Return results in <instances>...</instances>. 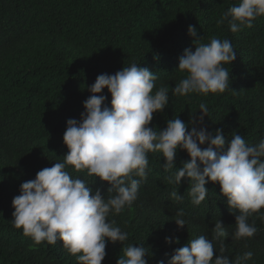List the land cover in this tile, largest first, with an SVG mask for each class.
<instances>
[{
	"label": "trees",
	"instance_id": "1",
	"mask_svg": "<svg viewBox=\"0 0 264 264\" xmlns=\"http://www.w3.org/2000/svg\"><path fill=\"white\" fill-rule=\"evenodd\" d=\"M240 0H0V264H79L62 241L36 244L13 224L12 200L23 182L56 162L68 149L63 142L66 122L80 119L83 102L91 95L98 75L114 74L136 63L156 74V87L169 88V104L154 114L150 127L163 130L168 119L189 124L199 117V105L208 106L204 123L213 134L222 129L226 138L236 132L249 144L264 139V16L233 33L227 21L218 20ZM195 26L198 43L211 38L231 41L236 59L230 65L229 89L219 94L179 96L173 88L184 78L178 69L185 49L194 51L188 27ZM155 90V89H154ZM111 107V95L103 90ZM190 130V128H189ZM206 147V145L204 146ZM147 179L141 180L138 198L109 221L129 234L128 240L108 242L102 264H116L129 244L148 248V264H160L174 250L200 235L212 238L215 222L222 220L229 236L224 255L233 261L247 251V264H264V208L249 217L258 231L252 238H234L237 209H230L218 183L200 205L191 203V183L180 186L168 177L190 159L178 150L176 167L166 171L162 153H148ZM73 178L88 182L107 199L109 187L87 171L67 166ZM140 179L139 177H135ZM178 189L181 201L171 197ZM111 195H114L112 193ZM183 210V228L175 223ZM165 237L179 242L168 244ZM219 254V243L215 244Z\"/></svg>",
	"mask_w": 264,
	"mask_h": 264
},
{
	"label": "clouds",
	"instance_id": "2",
	"mask_svg": "<svg viewBox=\"0 0 264 264\" xmlns=\"http://www.w3.org/2000/svg\"><path fill=\"white\" fill-rule=\"evenodd\" d=\"M259 16H264V0H240L217 23L223 25L227 21L235 33L251 28ZM188 34L194 38L195 50L185 49L179 58L177 70L185 76L172 93H224L230 87L225 65L235 61L237 54L231 41L213 37L208 43H198L202 37L192 25ZM156 81L155 73L136 63L114 74L97 76L87 87L91 95L83 102L80 119L66 122L63 142L68 152L64 161L39 170L35 179L21 184L20 194L13 198L16 228L36 244L62 241L79 264H102L108 242L122 244L128 240L129 234L108 217L123 212L137 200L140 182L147 179L148 153H162L163 168L168 171L177 168V151L184 150L190 159L182 162L183 166L168 177V182L180 186L182 179L190 181L191 203L197 206L209 192L206 184L218 183L228 207L239 211L234 214V238L254 237L258 229L254 222L249 223V217L264 208V139L249 144L233 132L225 149L223 130L217 129L213 134L204 123L209 112L204 103L199 105V117L193 115L189 124L177 116L168 119L163 130L150 127L154 114L163 112L169 104V88H157ZM105 88L111 95V107L105 103ZM67 166L78 172L86 170L89 176L107 182V199L99 189L93 191L87 181L73 178ZM171 197L176 201L183 199L178 189ZM176 215L175 223L183 228L187 223L182 218L184 211L181 209ZM212 232L211 239L200 235L175 249L167 264H247L252 259V251L234 261L224 255L229 233L222 220L215 222ZM165 242L179 240L165 237ZM217 242L220 255L213 259ZM146 256L148 248L144 244H129L116 264H148Z\"/></svg>",
	"mask_w": 264,
	"mask_h": 264
}]
</instances>
